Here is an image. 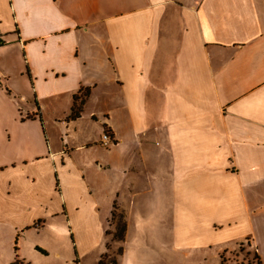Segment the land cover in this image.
<instances>
[{
    "label": "crops",
    "instance_id": "1",
    "mask_svg": "<svg viewBox=\"0 0 264 264\" xmlns=\"http://www.w3.org/2000/svg\"><path fill=\"white\" fill-rule=\"evenodd\" d=\"M0 40V264H98L113 205L121 264L141 187L173 247L246 243L264 264V0H0ZM49 112L99 135L52 152Z\"/></svg>",
    "mask_w": 264,
    "mask_h": 264
},
{
    "label": "rangeland",
    "instance_id": "2",
    "mask_svg": "<svg viewBox=\"0 0 264 264\" xmlns=\"http://www.w3.org/2000/svg\"><path fill=\"white\" fill-rule=\"evenodd\" d=\"M98 106L100 105L92 101L85 112L86 117L89 111L94 110L99 112L97 109ZM51 117L52 112H49L48 145L52 152L61 150L63 154L71 156L73 150L76 148L79 150L84 142L95 140L99 135L98 123L83 119L79 123L76 133H70V135L66 137L64 127L56 124L53 125ZM104 134L108 135L109 147L114 146L113 138L106 132V128L102 126L101 139ZM97 154H99L97 149L92 151L93 156ZM92 176L93 175L89 174L91 181ZM65 181H67V179ZM96 182L98 183L97 179ZM72 188H74L73 185ZM101 188L102 189L98 190L91 198L99 204L98 217L100 222L103 223L105 222V218H107L108 208L112 207L113 199L112 190L109 187L106 186ZM56 189L60 191L58 182ZM142 189L141 187L138 188L136 192H133L136 193V195L132 200L131 208L136 213V217L135 220L130 222L132 236L124 246L126 253L121 264H258L254 251L250 249L246 243L237 246L235 242H231L226 246L216 245L211 248L183 247V244L180 243V246L178 244L176 247H173L172 239L170 235H167L168 228L170 229V222L165 216V211H161L160 208H158L159 206L157 205L154 193L148 194L147 192H143ZM53 199L55 200L54 197ZM139 201H143L145 205L144 209L147 210L145 213H140L138 206ZM115 213L118 219H116L113 224L116 225L118 222L122 223V218L119 215L121 213L117 209ZM114 225L108 223L106 231L112 233L114 231ZM111 242L116 241H112L111 236H108L105 239L108 252L104 254L106 256L104 262L108 263L115 260L116 264H118V249L120 245L112 246L110 245ZM63 256H67V252H65Z\"/></svg>",
    "mask_w": 264,
    "mask_h": 264
},
{
    "label": "trees",
    "instance_id": "3",
    "mask_svg": "<svg viewBox=\"0 0 264 264\" xmlns=\"http://www.w3.org/2000/svg\"><path fill=\"white\" fill-rule=\"evenodd\" d=\"M88 96V90L85 91V93L83 94V98L80 99L79 96H74V103H73V106H72V109H71V113H70V116L68 117V120H76L80 117V113L82 111V105L84 104V100L85 98ZM79 101V102H78ZM105 127V126H104ZM106 128V127H105ZM106 132H108L107 128H106ZM109 133V132H108ZM113 210L111 212V218H110V221H109V224L110 225H114L113 222L116 221V219H118V216L116 215L115 213V210L117 209L115 205H113ZM121 216V220H122V223H117L116 225H114V231L112 233L106 231L105 232V235L106 236H111V239L112 241H116V242H122L124 240V234H125V230H126V224H125V221L123 220V216L121 214H119ZM41 252V250H38ZM122 253V249L121 247L118 249V256H120ZM255 257L258 261V264H260L259 260H258V257L257 255L255 254ZM106 258L105 255H102L98 264H116V261L113 260L111 262H108V263H105L104 262V259ZM18 262H15L14 264H16Z\"/></svg>",
    "mask_w": 264,
    "mask_h": 264
},
{
    "label": "built area",
    "instance_id": "4",
    "mask_svg": "<svg viewBox=\"0 0 264 264\" xmlns=\"http://www.w3.org/2000/svg\"><path fill=\"white\" fill-rule=\"evenodd\" d=\"M0 45H1V40H0ZM108 135L107 134H104L103 136H102V139H101V144L103 145V146H107L108 145Z\"/></svg>",
    "mask_w": 264,
    "mask_h": 264
}]
</instances>
